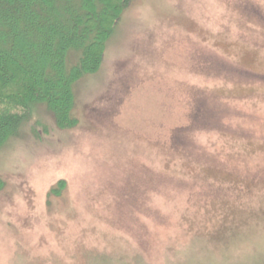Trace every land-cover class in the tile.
Instances as JSON below:
<instances>
[{"label":"rangeland","instance_id":"obj_1","mask_svg":"<svg viewBox=\"0 0 264 264\" xmlns=\"http://www.w3.org/2000/svg\"><path fill=\"white\" fill-rule=\"evenodd\" d=\"M73 89L0 148V264H264V0H132Z\"/></svg>","mask_w":264,"mask_h":264},{"label":"trees","instance_id":"obj_2","mask_svg":"<svg viewBox=\"0 0 264 264\" xmlns=\"http://www.w3.org/2000/svg\"><path fill=\"white\" fill-rule=\"evenodd\" d=\"M132 0H0V148L38 105L61 129L77 125L74 85L102 66ZM78 63L68 67L70 55Z\"/></svg>","mask_w":264,"mask_h":264}]
</instances>
